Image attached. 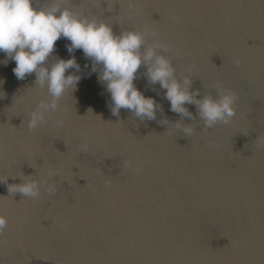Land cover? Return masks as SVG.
Returning a JSON list of instances; mask_svg holds the SVG:
<instances>
[{
	"label": "water",
	"instance_id": "95a60500",
	"mask_svg": "<svg viewBox=\"0 0 264 264\" xmlns=\"http://www.w3.org/2000/svg\"><path fill=\"white\" fill-rule=\"evenodd\" d=\"M61 7L114 35L143 33L141 55L153 48L167 59L196 99L233 91L236 114L205 131L194 105H185L191 119L170 111L142 64L134 86L157 102L156 119L126 109L113 116L100 66L91 72L82 50L70 54L62 37L45 66L74 56L80 72L65 75L81 79L29 132L28 113L50 101L47 88L35 85V74L17 80L14 61L0 63V178L22 172L56 185L55 195L42 188L38 198H12L0 184L7 220L0 264H264V149L255 142L264 137V0H67ZM177 122L193 134L180 138Z\"/></svg>",
	"mask_w": 264,
	"mask_h": 264
},
{
	"label": "clouds",
	"instance_id": "9594fccd",
	"mask_svg": "<svg viewBox=\"0 0 264 264\" xmlns=\"http://www.w3.org/2000/svg\"><path fill=\"white\" fill-rule=\"evenodd\" d=\"M66 2L46 0L41 5L39 0H0V53L5 56V60L0 63L6 66L9 60L14 61L12 71L17 80L35 74V85L40 88L46 86L51 98L48 102L39 101L36 109L28 113L26 127L29 132L47 123L45 113L56 112L64 94L69 89L74 92L81 79L79 75H65L70 69L80 72L74 56L67 60L57 59L49 67L45 66L54 52L55 42L62 37L70 42L66 45L70 54L74 50H82L84 57L91 61V72H97V66H100L98 81L105 85L110 94V112L113 116H118L121 109H126L141 121L156 119L159 105L153 98H146L134 86L136 73L142 64L147 68L148 82L158 83L165 90L164 98L169 102L171 112L191 119L192 115L185 105H194L205 131L217 124H228L235 116L237 96L233 91L223 89L218 93V99L211 96L196 99L199 92L188 90L190 81L187 78L184 87L173 78L174 69L167 59L156 55L153 48H148L141 55L143 33L126 31L114 35L109 25L89 21L67 7L62 8L61 4ZM157 46L165 48L163 44ZM239 63V60H234L236 67H239ZM3 84L4 81L0 80V89ZM3 98L5 93L0 91V99ZM55 126L62 127L63 121L57 120ZM175 127L181 130L180 138L193 134L191 126H182L177 122ZM255 142L257 149H264V137L257 136ZM82 150L86 151V146ZM124 166L127 167L128 162H124ZM48 175L54 178L58 172L49 169ZM31 176L21 172L16 176L0 178V184L6 186L7 196L12 198L16 194L25 198H38L42 188L46 194L55 195V183L31 179ZM9 178H19L20 183L8 184ZM109 186L105 182V187ZM6 226L7 220L0 215V234Z\"/></svg>",
	"mask_w": 264,
	"mask_h": 264
}]
</instances>
